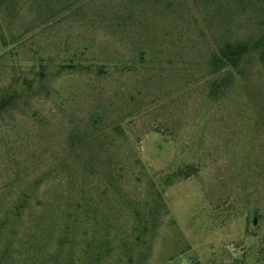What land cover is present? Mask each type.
Instances as JSON below:
<instances>
[{
	"label": "rangeland",
	"instance_id": "374dc122",
	"mask_svg": "<svg viewBox=\"0 0 264 264\" xmlns=\"http://www.w3.org/2000/svg\"><path fill=\"white\" fill-rule=\"evenodd\" d=\"M0 1V98L37 79L0 112L2 264L20 261L17 199L40 178L37 196L101 195L123 229L161 192L147 264H264V67L251 57L225 97L207 93L212 44L263 34L264 0ZM92 117L105 129L94 145L104 168L85 172L68 142ZM109 176L129 201L108 193Z\"/></svg>",
	"mask_w": 264,
	"mask_h": 264
},
{
	"label": "trees",
	"instance_id": "16d2710c",
	"mask_svg": "<svg viewBox=\"0 0 264 264\" xmlns=\"http://www.w3.org/2000/svg\"><path fill=\"white\" fill-rule=\"evenodd\" d=\"M194 2L206 9L213 8L217 3L221 5V0ZM1 3L2 1L0 8ZM215 11L222 16L225 14L220 6ZM0 39L5 47L1 27ZM212 45L213 50L208 60L211 76L207 84L209 97H225L236 84L237 77L246 76L247 59L255 57L264 67V33L243 40H217ZM83 64L79 61L62 66L76 69ZM134 64L143 66L144 62L137 61ZM43 69L38 72L39 81H43L46 75ZM36 80V77L30 81L24 78L20 89L1 97L0 112L24 99L33 90ZM104 132L102 123L95 117L89 123L72 129L68 148L73 154L75 168L81 167L85 172L104 168L99 163L100 153L94 152V145ZM196 171L195 167L189 166L186 175L189 177ZM113 178L110 177L113 190L108 193L117 196L119 200L129 201L120 184L114 182ZM42 183L43 179H38L30 187L32 192L21 191L17 199V231L22 229L20 236L17 233V256L20 260L17 264H147L160 227V217L167 208L161 192L153 193L145 206L135 207L131 227L123 229L110 203L108 207H104L101 195L100 198H95V194L90 192L89 196L92 197H88L84 186L79 191L74 186L75 194L71 197L60 192L59 196L52 199L46 191L37 196ZM33 199H36L38 206L35 212L30 211ZM68 245L70 250L66 251ZM5 253L6 250L1 255L0 264L3 263ZM118 254V260L112 263V257Z\"/></svg>",
	"mask_w": 264,
	"mask_h": 264
},
{
	"label": "crops",
	"instance_id": "0c3cea01",
	"mask_svg": "<svg viewBox=\"0 0 264 264\" xmlns=\"http://www.w3.org/2000/svg\"><path fill=\"white\" fill-rule=\"evenodd\" d=\"M2 49H3V46H2V43H1V39H0V54L2 52Z\"/></svg>",
	"mask_w": 264,
	"mask_h": 264
}]
</instances>
